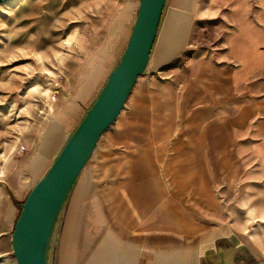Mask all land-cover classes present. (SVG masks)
<instances>
[{
    "label": "crops",
    "instance_id": "1",
    "mask_svg": "<svg viewBox=\"0 0 264 264\" xmlns=\"http://www.w3.org/2000/svg\"><path fill=\"white\" fill-rule=\"evenodd\" d=\"M176 2L145 72L72 188L59 264L63 254L69 264L254 263L253 241L233 220L212 213L203 222L195 208L199 197L217 194L219 181L228 195V182L240 179L242 211L264 212V0H225V19L219 15L210 29L200 19L207 0H195L193 10ZM138 6L127 0L116 9L101 44L42 121L20 160L22 186L11 183L14 194L33 188L100 94ZM43 130L44 140L55 138L49 153Z\"/></svg>",
    "mask_w": 264,
    "mask_h": 264
},
{
    "label": "rangeland",
    "instance_id": "2",
    "mask_svg": "<svg viewBox=\"0 0 264 264\" xmlns=\"http://www.w3.org/2000/svg\"><path fill=\"white\" fill-rule=\"evenodd\" d=\"M126 1L10 0L0 4V264H17L12 234L21 204L32 189L30 186L21 194L13 193L11 183L17 191L22 186L18 175L24 164L20 160L36 140L42 121L52 114L77 80L87 54L101 44L114 12ZM134 1L139 5V0ZM175 1L179 7L191 10L196 4L195 0ZM215 1V7H211L212 0H207L206 14L200 18L208 29L216 24L219 15L226 17L225 0ZM209 37L205 36L203 42ZM46 132H40L41 144H46L52 135L48 134L44 140ZM21 147L24 153H20ZM223 183L218 182L214 190L217 194L199 197L202 206L195 208L196 219L204 222L215 213L219 220H233L234 230L246 233L253 241L252 261L264 263V212L242 211L244 196L240 179L228 182L231 191L228 195L222 194L226 187ZM252 199L258 200L259 196ZM211 203L218 204V211L211 210L215 208ZM244 220L250 223L249 227L243 228ZM61 225L54 264L60 262L64 222ZM61 262L67 264L65 254Z\"/></svg>",
    "mask_w": 264,
    "mask_h": 264
},
{
    "label": "water",
    "instance_id": "3",
    "mask_svg": "<svg viewBox=\"0 0 264 264\" xmlns=\"http://www.w3.org/2000/svg\"><path fill=\"white\" fill-rule=\"evenodd\" d=\"M7 1L10 0H0V4ZM168 4L169 0H139L136 19L119 62L82 121L68 135L60 153L21 204L12 234L17 264H54L58 232L72 188L145 72Z\"/></svg>",
    "mask_w": 264,
    "mask_h": 264
},
{
    "label": "bare ground",
    "instance_id": "4",
    "mask_svg": "<svg viewBox=\"0 0 264 264\" xmlns=\"http://www.w3.org/2000/svg\"><path fill=\"white\" fill-rule=\"evenodd\" d=\"M134 22H135V17H134V20H133V22H132L131 27L134 25ZM123 43H124V39H123V42H122V44H121L120 49L122 48ZM54 140H55L54 136L50 135V136H49V140H47V143L43 145V146H44V150H45L46 153H49V152L54 148V144H55V143H54ZM44 142H45V141H44ZM40 170H41V168L38 167V168H36L33 172H34V173H38V172H40ZM72 231H73V226H72V230H70V233H69L70 236H71V234H72ZM68 262H69V261H68V258H67V264H69Z\"/></svg>",
    "mask_w": 264,
    "mask_h": 264
},
{
    "label": "built area",
    "instance_id": "5",
    "mask_svg": "<svg viewBox=\"0 0 264 264\" xmlns=\"http://www.w3.org/2000/svg\"><path fill=\"white\" fill-rule=\"evenodd\" d=\"M25 149L23 147L20 148V153H24Z\"/></svg>",
    "mask_w": 264,
    "mask_h": 264
}]
</instances>
